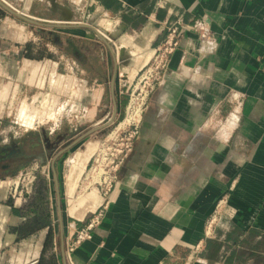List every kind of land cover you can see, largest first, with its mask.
Wrapping results in <instances>:
<instances>
[{"label":"crops","instance_id":"crops-1","mask_svg":"<svg viewBox=\"0 0 264 264\" xmlns=\"http://www.w3.org/2000/svg\"><path fill=\"white\" fill-rule=\"evenodd\" d=\"M58 1L49 0L48 14L32 9L36 17L12 9L60 27L25 22L0 6V53L25 36L24 26L2 24L6 13L51 28L52 59L28 61L45 75L82 80L81 103L93 116L69 133H50L62 135L44 154L53 174L39 177L31 195L43 200L52 230L45 255L54 254L57 264H264V0ZM179 19L206 20L210 38L184 32L141 110L138 137L112 187L66 206L91 161V137L124 117L134 72ZM22 41L20 52L38 42ZM5 75L16 80L10 66ZM221 198L226 213L206 238L205 223ZM0 207V264H36L49 227L17 239L11 207ZM98 211L91 237L71 252L70 263L71 236Z\"/></svg>","mask_w":264,"mask_h":264},{"label":"rangeland","instance_id":"rangeland-1","mask_svg":"<svg viewBox=\"0 0 264 264\" xmlns=\"http://www.w3.org/2000/svg\"><path fill=\"white\" fill-rule=\"evenodd\" d=\"M5 1L19 12L32 17H36L32 14V9L38 12L41 10L44 14H48L51 11L49 0ZM62 1H65L66 4L69 3V0ZM0 14V19H4L2 18V14L4 13L0 11ZM5 15L8 20L7 22L1 23H8V28H11L12 25L24 26L23 32L25 36L20 37L18 34V47L6 45L7 47H2L0 53V62H3L2 65L0 64V148L13 149L19 145L17 144L18 142L25 140L32 141V134L36 132H44L48 137L51 136V132L58 131V129L61 132L69 133L73 128L87 125L93 116L90 113V109L87 108L88 106H83L81 103L85 89L83 81L80 79H71L68 81L67 74H64L63 77L61 76V79H58V75L53 74L51 70H48V74L45 75L41 72V68L37 62H29L28 59L17 60L16 57L20 54L19 46L23 44L24 41L22 40L24 38L36 41L41 40V38L36 34L35 28L37 29V27L34 26L32 28L30 24L14 19L8 13ZM41 19L43 21L51 20L50 17ZM9 23L12 25L10 26ZM98 23L101 24L100 21ZM10 30L14 31L16 29L12 28ZM17 32H19L18 28ZM8 38L13 39L15 37L11 35ZM47 48L51 52L53 47L48 43ZM5 62L9 64L7 66L8 68L4 66ZM9 66L11 69H14L16 76V80L12 82H10L11 80L9 78H6L8 75H5L9 73ZM134 82L132 81V84ZM124 117L91 137V161L84 174L76 183L74 193L71 192L72 194L66 197V206H75L78 200L83 199L84 196L87 197L88 192L90 193L91 190H94L93 187L97 186L95 182L98 181V167L97 163L94 162V158H97L98 163H101L102 158L106 156V151L101 150V144L112 141L116 136L120 138L124 135L128 129L127 123L123 122ZM44 169L47 170V164L45 162L41 166L39 162L31 161L24 166V169L22 168L13 174H6L4 177H1L0 206H9L12 203L11 206L15 208H25L20 194L26 189H33V185L38 180L39 170ZM49 178H51V175H49ZM95 192L93 191V196ZM99 193H101L100 189ZM99 193L97 194L99 195ZM74 197L79 198L74 199ZM17 201L20 203H17ZM0 209L2 208L0 207ZM10 214L9 218L12 220L10 222L15 224L20 222V217L13 215L12 212ZM0 216L5 217L2 212ZM2 233L4 231L0 227V235Z\"/></svg>","mask_w":264,"mask_h":264},{"label":"built area","instance_id":"built-area-1","mask_svg":"<svg viewBox=\"0 0 264 264\" xmlns=\"http://www.w3.org/2000/svg\"><path fill=\"white\" fill-rule=\"evenodd\" d=\"M2 2L12 8V6L6 1ZM185 31L195 33L200 39L210 38V31L206 20H196L190 24H184L180 19L170 24L167 27V32L164 41L156 47L150 57L143 63L140 68L134 72L133 84L131 83V89L129 91L128 104L126 106L124 123H127L128 129L124 135L120 138L117 136L110 142H103L101 144L102 149L106 151V156L102 158L101 163H98V159L94 158V162L97 163L98 181L95 183L97 186L93 187L92 191L101 190V194H106L112 187L116 179L117 167L130 153L133 145V141L138 137V119L141 110L146 105L149 95L162 81L163 71L168 63L169 56L179 45V41ZM101 33V31H99ZM90 184L88 185L89 189ZM27 189L22 191L21 194ZM20 194V195H21ZM20 199V198H19ZM226 202L224 198H221L213 210L210 217L205 223L204 235L206 238H210L214 234V229L218 225L222 216L225 215ZM101 211H98L94 218L90 220L83 228L74 232L68 243L65 256L71 263L70 254L79 246V244L91 237V229L98 222Z\"/></svg>","mask_w":264,"mask_h":264},{"label":"trees","instance_id":"trees-1","mask_svg":"<svg viewBox=\"0 0 264 264\" xmlns=\"http://www.w3.org/2000/svg\"><path fill=\"white\" fill-rule=\"evenodd\" d=\"M37 35L41 38L37 43L36 42H28L24 45L23 51L20 52L19 56L23 57L28 60H42V59H52V53L49 52L47 48V44H52L54 39V34L51 31V28H45L43 30L36 29ZM35 133L32 134L33 137H35ZM11 212L13 215H16L21 218L20 222L15 226L11 227V231L16 234L17 239L25 238L32 233H35L36 231H39L45 227H49V218L46 213H44V202L41 199H34L29 206V209H27V206L25 208H15L11 206ZM53 242L52 237V230L49 227L48 232L46 234L43 248L40 254V257L36 264H57V258L54 254L45 255V253L51 248ZM213 245L217 247V244L215 242L209 241L208 244Z\"/></svg>","mask_w":264,"mask_h":264},{"label":"flooded vegetation","instance_id":"flooded-vegetation-1","mask_svg":"<svg viewBox=\"0 0 264 264\" xmlns=\"http://www.w3.org/2000/svg\"><path fill=\"white\" fill-rule=\"evenodd\" d=\"M58 133H52L51 136L47 137L44 132H36L35 137L32 136V141L18 142L19 145L13 149L0 148V178L6 174H13L22 168L24 169V166L31 161L39 162L43 166L44 154L53 152L56 149V143L62 138V135ZM55 152L57 154V150ZM38 173V178L52 175L51 163L47 166V170H39ZM31 195L32 189L21 194L23 206H27L33 201L34 198Z\"/></svg>","mask_w":264,"mask_h":264},{"label":"water","instance_id":"water-1","mask_svg":"<svg viewBox=\"0 0 264 264\" xmlns=\"http://www.w3.org/2000/svg\"><path fill=\"white\" fill-rule=\"evenodd\" d=\"M0 6L3 7L8 13H10V14L22 19L23 21L28 22V23H32V24L39 25V26H45V27H60V26H63L62 23H58V22H37L33 18L26 17V16L22 15L21 13L13 10L12 8L6 6L1 0H0ZM61 9H62V11L67 12V9L64 6H62ZM69 20H70L69 17L64 19V21H66V22H68ZM80 25L84 26V27H88V28H90V29L95 31V28L92 27L91 25H89L86 22L85 23H81ZM96 32L98 33V36L102 37V34L99 31H96Z\"/></svg>","mask_w":264,"mask_h":264}]
</instances>
